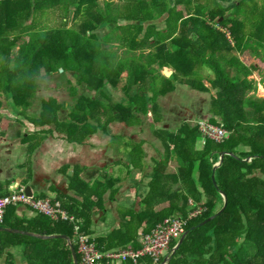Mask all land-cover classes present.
Listing matches in <instances>:
<instances>
[{
  "label": "trees",
  "instance_id": "1",
  "mask_svg": "<svg viewBox=\"0 0 264 264\" xmlns=\"http://www.w3.org/2000/svg\"><path fill=\"white\" fill-rule=\"evenodd\" d=\"M54 15L60 25L52 28ZM106 25L111 29L101 38ZM246 52L264 62V0H0V108L5 100L18 117L40 128L55 126L67 141L79 144L99 132L108 134L115 123L134 128L147 119L165 155L155 161L142 211H128L120 229L94 239L100 249L139 250L140 235L203 203L204 212L187 231L196 228L170 264H264V98L256 95L259 82L250 78L255 68L240 59ZM56 74L63 76L71 102L44 99L38 113L28 115L43 80ZM110 85L125 93V103L113 100ZM177 85L212 94L209 122L223 125L227 138H207L200 145L198 124L185 123L175 133L160 128L158 99ZM37 136L23 140L29 155L44 141ZM221 152L234 156L226 155L216 169L215 186L212 174ZM132 153L135 168L144 151L137 146ZM29 179L30 174L23 186ZM221 191L227 206L197 227L223 207ZM72 200L62 199L63 208L92 235L96 204L88 198L76 206ZM0 227L69 236L79 250L73 225L41 212L25 220L10 205ZM14 246L23 247L27 264H75L63 238L0 232V259ZM79 259L82 264L80 254ZM164 260L143 257L124 264ZM5 264H17L16 258L8 254Z\"/></svg>",
  "mask_w": 264,
  "mask_h": 264
},
{
  "label": "crops",
  "instance_id": "2",
  "mask_svg": "<svg viewBox=\"0 0 264 264\" xmlns=\"http://www.w3.org/2000/svg\"><path fill=\"white\" fill-rule=\"evenodd\" d=\"M240 59L244 62L242 57ZM169 73L168 75L172 74ZM56 92L55 98L59 100L67 91L56 89ZM45 93L41 86L28 115L38 113L41 100L54 97L48 98ZM193 93L198 94L189 86L177 85L174 93L158 99L160 113L163 115L160 128L175 133L185 123L190 126L202 121L210 123L212 94H209V100L200 97L197 100L193 98ZM114 101L125 103L126 97L124 100ZM144 119L141 126L134 128L115 123L108 134L99 132L86 143L79 144L67 141L55 126L40 128L28 119L18 117L3 100L0 108V194L23 186L24 180L30 174L29 182L23 187L30 185L36 197L51 198L61 203L62 199L69 201L73 198L71 204L76 206L85 203L89 198L96 204L91 213L92 238L96 240L110 236L128 220V211H142V201L149 191L155 161L165 155L163 143L153 133L150 137L151 125ZM35 135L38 138L44 137V141L29 155V145L24 144L23 140ZM204 141L205 139H201L200 145ZM137 146H141L144 154L137 159V166L134 168L132 161L136 158L133 157L132 150ZM242 150L249 151V148ZM26 162L29 163L28 166L25 165ZM174 168L175 162L172 163V169ZM75 174L79 175L73 182L72 177ZM108 178L110 180L106 182ZM16 206L18 216L25 220L38 216V211L25 205ZM143 237L140 235V246ZM129 249L133 248L130 246ZM8 254L16 258L17 264H27L22 246L7 249L0 264L6 263Z\"/></svg>",
  "mask_w": 264,
  "mask_h": 264
},
{
  "label": "built area",
  "instance_id": "3",
  "mask_svg": "<svg viewBox=\"0 0 264 264\" xmlns=\"http://www.w3.org/2000/svg\"><path fill=\"white\" fill-rule=\"evenodd\" d=\"M198 125L203 139L221 142L228 137L223 125H212L208 122H199ZM10 205H25L46 214L56 222L72 224L82 264H124L129 260L137 263L143 257H150L154 263H158L168 256L173 241L187 233L188 223L200 217L205 210L203 204H193L187 216L173 217L158 224L150 233L144 235L139 250H103L98 247L92 236L83 230V221L63 208L58 200L30 195L25 187L17 186L6 194H0V224L4 222L6 210Z\"/></svg>",
  "mask_w": 264,
  "mask_h": 264
},
{
  "label": "rangeland",
  "instance_id": "4",
  "mask_svg": "<svg viewBox=\"0 0 264 264\" xmlns=\"http://www.w3.org/2000/svg\"><path fill=\"white\" fill-rule=\"evenodd\" d=\"M74 15H75V13H72V15H71V24H74ZM58 22H60V21L58 20L57 15L52 16L51 22H50V27H52V28L58 27V25H60ZM110 29L111 28L107 27V25H106V27H102L99 30L100 37L103 38L108 33V31ZM241 57L248 66L255 68V69H253V75L250 78L255 79L256 81L259 82L258 92H256V95H258V97H260V98H264V62L261 60H258L256 58H253L249 54V52H246L245 54L241 55ZM64 84H65V81H64L63 76L56 74L53 77H49L48 79L43 80L42 88L46 92L45 94H46V96H48V98L51 96L55 97L57 95L56 89H58L60 91H65L63 89L65 87ZM109 91L111 92L112 96L114 97L113 98L114 100L120 101V100L125 99V97H124L125 95H124L123 91H121L120 89H114V87H112L110 85ZM64 93H65V95H62L60 97L58 95L59 100L71 102L72 99L69 96L70 94H67L69 92H64ZM193 94H194L193 98H195L197 100L199 97H200V99H203V100H205V99L209 100V96H210L209 94H205V93L199 94V92H198L199 95L195 94V93H193ZM93 95L95 96V93H93ZM40 98H38L37 102L40 101ZM144 121H146V119H144ZM202 122H204V121H202ZM147 124L150 125L149 123H147ZM151 133H152V131L150 132V137L152 135ZM180 239H181V237L178 240H180Z\"/></svg>",
  "mask_w": 264,
  "mask_h": 264
},
{
  "label": "water",
  "instance_id": "5",
  "mask_svg": "<svg viewBox=\"0 0 264 264\" xmlns=\"http://www.w3.org/2000/svg\"><path fill=\"white\" fill-rule=\"evenodd\" d=\"M61 72H63V69H61ZM172 72H170L169 74H171ZM226 155L229 156H234L233 153L230 152H221L220 153V159L219 162L217 164H215V167L213 169V174H212V178H213V182L215 184V186H218L217 184V180H216V176H215V171L216 169L220 166V164H222L224 157ZM245 161H251L250 159H246ZM25 190L26 192H28L30 195H33V190L30 187V185L25 186ZM224 198V204L223 207L218 210L217 212H215L213 214V216H211L210 218L204 220L203 222H201L197 227L203 226L205 224H207L208 222L212 221L213 219H215L217 216H219V214L224 210V208L227 206L228 203V197L227 195L221 191L220 192ZM196 227H192L191 230L187 231V233L185 235L182 236V238L180 239V241L178 242V244L174 247V249L170 252V254L165 258L164 262L161 264H170L173 257L176 255L177 251L179 250V248L181 247V245L184 243L185 239L187 238L188 234L190 231L194 230ZM9 232V233H14V234H20V235H25V236H30V237H38L41 239H57V238H63L66 239L67 241H69L70 243V247L72 249L73 252V256H74V262L75 264H81L80 259H79V253L75 247V244L73 242V240L69 237V236H65V235H40V234H35L33 232H28V231H21V230H17V229H9V228H5V227H0V232Z\"/></svg>",
  "mask_w": 264,
  "mask_h": 264
}]
</instances>
